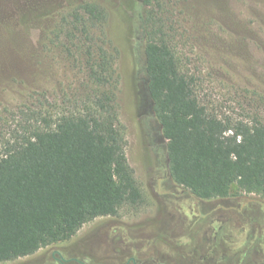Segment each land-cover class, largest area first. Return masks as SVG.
Here are the masks:
<instances>
[{
  "label": "rangeland",
  "instance_id": "obj_1",
  "mask_svg": "<svg viewBox=\"0 0 264 264\" xmlns=\"http://www.w3.org/2000/svg\"><path fill=\"white\" fill-rule=\"evenodd\" d=\"M87 2L111 12L110 30L120 50L118 100L126 153L143 202L95 219L57 245L89 241L97 252L112 255L120 243L142 244L167 264H207L214 251L225 261L210 264H242L243 249L253 259L254 245L264 246V197L234 185L226 198L201 200L171 177L166 143L146 92L142 19L154 10L165 22L183 72L196 81L211 113L250 121L264 118V0H159L152 8L145 0H0V147L15 128L18 111L43 116L73 111L92 91L88 57L78 49L82 42L54 34ZM91 31L100 34L97 27ZM37 253L1 264L48 262L50 255Z\"/></svg>",
  "mask_w": 264,
  "mask_h": 264
},
{
  "label": "trees",
  "instance_id": "obj_2",
  "mask_svg": "<svg viewBox=\"0 0 264 264\" xmlns=\"http://www.w3.org/2000/svg\"><path fill=\"white\" fill-rule=\"evenodd\" d=\"M154 1L159 3L145 0L144 6L152 8ZM70 18L54 34L82 42L78 49L88 57L93 89L73 111L14 115L15 128L0 147V264L32 256L97 218L143 202L126 153L118 100L120 50L110 30L111 12L87 2ZM142 20L146 92L173 181L201 200L226 198L234 185L264 197V118L211 113L196 81L183 72L165 22L154 10Z\"/></svg>",
  "mask_w": 264,
  "mask_h": 264
},
{
  "label": "flooded vegetation",
  "instance_id": "obj_3",
  "mask_svg": "<svg viewBox=\"0 0 264 264\" xmlns=\"http://www.w3.org/2000/svg\"><path fill=\"white\" fill-rule=\"evenodd\" d=\"M261 238L263 241L264 237L262 236ZM97 241L101 242L102 240L98 239ZM92 243L83 241L70 246L57 245L55 243L42 248L41 250L44 251V254L42 253L41 256L46 258L50 255L48 262L44 264H167L166 259L160 256L161 254L159 255L158 251L151 250V246L146 249L142 244L120 243V249L115 250L111 255L105 254L104 252H97L95 247H92ZM262 243L260 241L257 245H254L253 259L249 258L251 252L243 249L240 252L242 256L241 263L264 264V246H262ZM33 256H36V254ZM207 259V264L213 263L214 259L224 262L225 255L220 254L219 256V253L214 251Z\"/></svg>",
  "mask_w": 264,
  "mask_h": 264
}]
</instances>
